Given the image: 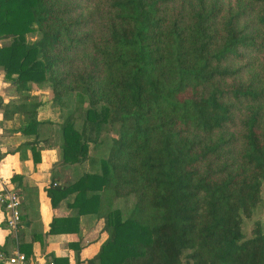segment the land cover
I'll return each instance as SVG.
<instances>
[{"label":"trees","instance_id":"1","mask_svg":"<svg viewBox=\"0 0 264 264\" xmlns=\"http://www.w3.org/2000/svg\"><path fill=\"white\" fill-rule=\"evenodd\" d=\"M1 40L5 80L67 110L62 162L90 161L49 190L104 219L87 264H264L260 222L242 227L264 181V0H0ZM3 102L37 133L38 95Z\"/></svg>","mask_w":264,"mask_h":264},{"label":"crops","instance_id":"2","mask_svg":"<svg viewBox=\"0 0 264 264\" xmlns=\"http://www.w3.org/2000/svg\"><path fill=\"white\" fill-rule=\"evenodd\" d=\"M6 42L8 40H1L0 45ZM2 74L3 103L16 101L23 94L38 95L42 100L38 120L42 124L37 133H26L21 129L26 121L24 115L15 112L5 118L0 108V189L10 187L18 192L21 211V223L13 230L7 224V209L0 204V252L12 254L20 250L41 264H87L86 260L98 252L108 236L102 231L104 219L95 213L79 216L78 210L69 204L73 194L56 200L58 204L53 206L49 190L77 181L91 171L90 161L73 165L62 162L61 124L65 119L61 109L53 107L51 92L43 90L46 84H32L31 90L21 93ZM55 218L61 219L59 222L78 218L79 223L73 224L76 227L73 231L58 225L62 231L51 233Z\"/></svg>","mask_w":264,"mask_h":264},{"label":"built area","instance_id":"3","mask_svg":"<svg viewBox=\"0 0 264 264\" xmlns=\"http://www.w3.org/2000/svg\"><path fill=\"white\" fill-rule=\"evenodd\" d=\"M0 73H3L2 69H0ZM0 204L7 209L8 226L16 230L21 223L20 196L18 192L10 187H2L0 189ZM0 260L4 264H41L39 261H32L20 250H16L12 254L0 252Z\"/></svg>","mask_w":264,"mask_h":264},{"label":"rangeland","instance_id":"4","mask_svg":"<svg viewBox=\"0 0 264 264\" xmlns=\"http://www.w3.org/2000/svg\"><path fill=\"white\" fill-rule=\"evenodd\" d=\"M38 36V34H31L29 36L30 40L35 39ZM4 44V43H3ZM2 69V68H1ZM3 70V69H2ZM2 77L5 78V72L3 70V74L1 75ZM43 90H46L48 92H51V89L48 85H46L44 87ZM62 114L63 117L66 116V112L67 110L64 109L62 110ZM80 122V121H79ZM104 143L99 145L98 147H95L92 152L96 155V157L100 158V157H104L107 156L108 154V148L110 146V141L111 138L114 136H117L118 134V128H109V126H105L104 127ZM119 206L122 207L124 210H126V207L124 205L123 201H119ZM260 222L261 224V229L264 232V181H263V186H262V201L259 203V205L254 209L253 214L251 217H246L244 216V221H243V232H244V236L245 238H249L253 235L254 232V228L256 227V223Z\"/></svg>","mask_w":264,"mask_h":264}]
</instances>
